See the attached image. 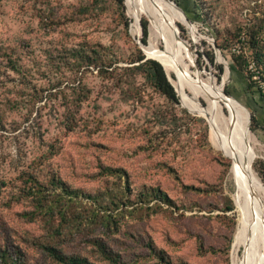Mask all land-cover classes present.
<instances>
[{
    "label": "rangeland",
    "instance_id": "374dc122",
    "mask_svg": "<svg viewBox=\"0 0 264 264\" xmlns=\"http://www.w3.org/2000/svg\"><path fill=\"white\" fill-rule=\"evenodd\" d=\"M159 1L164 17L183 22L180 37L197 50L199 67L182 43L178 62L185 60L194 77L182 69L236 98L251 133L252 143L245 140L251 166L264 164V97L231 56L240 50L252 59L250 35L264 51V0L169 1L185 20ZM126 6L132 19L114 0H0V264H68L44 246L86 264L253 258L251 242L236 241L242 225L218 133L177 92L179 101H170L132 69L138 62L131 61L146 55L141 19L135 35ZM164 40L172 42L159 39L160 49ZM82 46L103 47L112 56L108 71L122 70L78 67L73 52ZM218 111L243 142L228 105L227 118ZM263 190L255 196L262 208ZM230 203L233 209L224 210Z\"/></svg>",
    "mask_w": 264,
    "mask_h": 264
},
{
    "label": "bare ground",
    "instance_id": "6f19581e",
    "mask_svg": "<svg viewBox=\"0 0 264 264\" xmlns=\"http://www.w3.org/2000/svg\"><path fill=\"white\" fill-rule=\"evenodd\" d=\"M125 2H127L133 9L132 30L134 33L137 31L138 21L142 15L143 8L147 10L148 17H150L149 20H151L153 23L154 27L151 37V45L145 46L147 47L151 56L145 52L143 45L144 52L148 56L153 57L161 62L166 74L168 75L183 103L189 109L202 114L208 120L211 130L218 133L216 134L219 136V147L231 160L229 177L233 180L235 185V191L231 197L235 202L236 211L239 216V222L240 225H242L237 229L236 241L238 244H240L241 241L244 243L245 238L246 242L250 241L254 251L252 260L247 264H261L259 260L258 244L261 241L262 235L260 232L261 219L258 210H264L262 206L259 205V203L256 205L255 196L260 191L261 187L262 189L264 188V185L262 182L260 184L261 180H259L258 175L253 170L249 160V153L245 149V140H248L250 143H252L251 133L248 126L246 125V121L244 120V114L240 105L235 100L230 98L224 90L219 89L215 85L214 81L210 78H203L200 74H197V78H191L187 76L178 62V55L182 48V43L187 47L190 56L193 58L192 52L181 39L179 29L166 23L164 11L159 0H126ZM172 6L185 20L186 18L181 13V11L178 10L175 5L172 4ZM165 38L171 40L173 42L171 43L175 46V52L172 55L163 53V51L159 48V39ZM216 56L223 59L222 55L217 50ZM221 62L224 63L225 68L228 66L225 60ZM171 75H173V79ZM187 85H191L201 91H204L207 96V104L202 106L197 99L188 95L186 92ZM222 88L225 89L224 85H222ZM217 92H221L219 95L227 102L228 116L232 123L237 127L243 142L238 141L235 134L224 125L218 111V103L215 100V95ZM239 109L241 110L242 114L240 113ZM257 215L259 216L260 220L258 219Z\"/></svg>",
    "mask_w": 264,
    "mask_h": 264
},
{
    "label": "trees",
    "instance_id": "16d2710c",
    "mask_svg": "<svg viewBox=\"0 0 264 264\" xmlns=\"http://www.w3.org/2000/svg\"><path fill=\"white\" fill-rule=\"evenodd\" d=\"M163 1L165 2V4L168 6V8L171 10V12L173 14L180 15L177 12V10L172 6V4L169 2L171 0H163ZM114 2L117 5V7L119 8L121 16H124V11H125L124 4H125L126 12L131 17L130 13L128 12L129 8L126 6L127 2L125 3V0H114ZM127 5L132 9V7L128 3H127ZM175 6L178 9V5L175 4ZM132 16H133V9H132ZM142 17H145L147 19V21L149 23V29H148V23H147L146 19H144ZM149 18L150 17H148L147 10L145 8H143L142 15L140 17L141 21H140V19H139V21L141 22L142 34H143L141 37L142 43H144V44L147 43V37H148V43L144 46H147V45L150 46L151 45V37H152V32H153L154 26H153V23L151 22V20H149ZM131 19H132V17H131ZM139 21H138L137 31H136L135 35L139 31V27H140ZM165 21L167 24L174 25L178 29H179V23H183L181 21L171 22L167 17H165ZM126 22L127 21H125V25L127 26ZM132 23H133V20H132ZM148 30H149V32H148ZM181 38L184 41V43L190 48L192 55H193L194 62L196 64V66H198V60H197V54H196L197 50H196V52L194 51L192 44L189 40H186L182 36H181ZM216 40H217V38H216ZM172 43L170 41H166V40L162 41L161 50L166 52V53L173 54L175 52V46ZM257 43L258 42H257L255 36L250 35L249 44L252 47V54H253L252 59L245 58L243 56L242 51H240V50L237 53L233 52L231 56H232L233 62L236 63L239 67L248 68V70L250 71V73H249L250 83H257V87L259 88L261 95L264 97V51H263V49H258L256 47ZM196 44H198V42L193 43V46ZM215 45L219 49L222 50V47H220L217 43H215ZM102 48L103 47H100V48L90 47V49H88V48L82 46V47H80V49H76L73 52V56L75 58L74 60L77 63L78 67L88 66L89 64H94V65L100 66V68L98 69L100 74H103V73L104 74H112L113 70L114 71L116 69L122 70L121 67H118L116 65V66L112 67L111 71H108L107 68L112 66V61H111L112 56L108 57L109 55L106 52L102 51L103 50ZM213 57H214L213 53H210L208 55V58L210 61H213ZM133 61L138 62L136 65H134L132 67V69L135 70L136 74L141 75L145 79V81H147V83L150 84V86H152L155 90H157L159 93L164 95L170 101H173L176 103L179 101L178 95H177L176 91L174 90L173 84L171 83V81L168 80V78L165 74V71L163 69L164 67H162L163 65H161L160 61H157L156 59H153V58H145L144 54H142V53L139 54L136 57V59L132 60L131 62H133ZM179 64L181 67H183L189 73L190 76L194 77V75L191 71L192 67L189 66V64L185 60H182L181 63L179 62ZM221 68L222 67L219 66V69H221ZM123 70H126V68H123ZM118 79L121 80L122 78L119 77ZM224 91H225V89H224ZM186 92L191 97L196 98L200 102V104H202V105L207 104V96L204 93V91H201V90L195 89V88L187 87ZM225 92L230 98L236 99L232 95L228 94L227 91H225ZM215 100L217 101L219 107L221 108L223 115L227 118V102L222 97L218 96L217 94L215 95ZM245 115L247 117V120H249V114L246 111H245ZM251 120H252V124L255 125L256 119L253 115L251 116ZM229 162H230V160H229ZM230 164H231V162H230ZM253 167H254V170L256 171L257 175L259 176L261 182L264 185V164L262 163V161H259V163H253ZM229 168H230V166H229ZM62 187H63V184H62ZM261 201L262 200L258 198L256 201V205H257V203H259V205H261ZM234 206H235V204H234ZM263 208H264V206H263ZM232 209H233V207H232L231 203L224 207V210H226V211H230ZM258 213H259L260 218L264 224V211L258 210ZM236 225H237V222H236ZM235 230H236V227H235ZM235 230H234V232H235ZM233 236H234V233H233ZM44 249H46V251L51 256H53L55 259L59 260L60 262H66L68 264H86L87 263V261L84 258H81L79 256H66L65 254L60 253L59 251H57L53 247L44 246ZM261 252L264 255L263 249H261Z\"/></svg>",
    "mask_w": 264,
    "mask_h": 264
},
{
    "label": "water",
    "instance_id": "95a60500",
    "mask_svg": "<svg viewBox=\"0 0 264 264\" xmlns=\"http://www.w3.org/2000/svg\"><path fill=\"white\" fill-rule=\"evenodd\" d=\"M139 44H140V46L142 47V49H143V45L144 44H142V42L141 41H139ZM212 45H213V47L218 51V49H217V47H216V45H215V42H214V40H212ZM144 51V50H143ZM145 53V52H144ZM145 55H146V58H153V57H150V56H148L146 53H145ZM153 59H155V58H153ZM157 60V59H156ZM158 61V60H157ZM162 65V64H161ZM163 67V66H162ZM164 69V68H163ZM165 71V70H164ZM165 74H166V72H165ZM166 76H167V78H168V80L170 81V79H169V77H168V75L166 74ZM174 87V86H173ZM174 90L176 91V89H175V87H174ZM177 92V91H176ZM246 107V106H245Z\"/></svg>",
    "mask_w": 264,
    "mask_h": 264
}]
</instances>
